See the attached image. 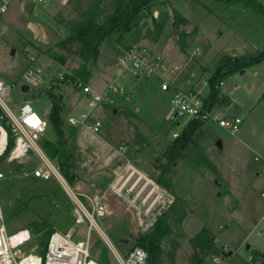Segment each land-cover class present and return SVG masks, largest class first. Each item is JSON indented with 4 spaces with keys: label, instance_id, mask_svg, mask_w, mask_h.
Instances as JSON below:
<instances>
[{
    "label": "rangeland",
    "instance_id": "obj_1",
    "mask_svg": "<svg viewBox=\"0 0 264 264\" xmlns=\"http://www.w3.org/2000/svg\"><path fill=\"white\" fill-rule=\"evenodd\" d=\"M21 2L23 5L14 0L8 11L0 17V77L16 82L29 64V58L39 54L42 60L48 58L52 62L61 54L66 58L64 66L60 65L46 72V79L51 80L57 75V71L71 73L78 65L79 59L62 52L55 44L65 37L68 23L80 19L81 13L90 8L94 0H54L46 6H32L29 0ZM257 2L262 5L263 0ZM163 3V0H158L150 13H142L139 25L141 36L146 35L147 28L152 31V19L161 20L164 17L163 13L169 14L171 6L191 20L187 19L189 25L179 29L185 32L184 36L180 37L176 33L173 23L166 26L169 22L166 20L163 32L156 41L147 38L138 43L147 46L164 62L174 64L169 60L183 53L185 55L182 61L176 64L185 65L199 74L212 69L215 58L220 56L218 52L223 51V54L232 56L243 53L248 47L256 50L264 48V13L240 4L225 6L222 1L216 0H169L171 5ZM153 44L158 52L153 51L151 47ZM183 46L185 49H182ZM170 48L173 54L167 55L170 58L168 60L164 52ZM122 55L121 49L119 54L112 40H105L100 46L97 61L91 66L90 84L92 80L100 79L105 83V87L116 79V84L124 86L125 93L121 95L110 93L114 106L129 108V112L138 110L141 118L126 117L127 114L123 113L126 111L117 109V114H112L110 119V111H102L99 108L92 115L105 123L98 137L87 131L76 132L64 124L67 140L65 151L69 157L68 175L75 178L74 184L88 191L102 190L106 179L113 177L112 168L117 163L113 149L117 150L119 144L124 142L128 146L130 155L137 164L139 163L137 159L144 158L143 152L146 154V162L153 163L156 158L162 160V151L171 140V132L175 128V123L166 120L172 106L171 94L160 90V81L155 76L147 78V82L142 83L131 74L123 72V66L117 65ZM203 74L208 77V73ZM223 81L224 87L221 86L220 93L224 95L226 92L237 105L230 100L227 105L224 102L220 103V107L223 110L227 108L229 113L224 114L237 115L241 119V124L234 136L217 126L206 131L204 129L199 144L211 167L189 162V159H179L172 168L169 176L171 188L167 192L172 194L174 200L181 201L187 210L186 218L174 229L175 235L162 244L167 254L171 250L170 240L178 242L175 264H189V256L192 253L189 239L202 227L218 237L217 248L213 247L204 261L214 256L218 248L225 244V236L230 241V237L227 236L231 229L223 230L227 221L225 216L229 214V208L234 206L233 195L226 194L229 183L232 190L241 198L250 195L258 202L264 200L260 197L261 191H264V181L261 176L256 175L264 169V97H262L264 62ZM54 87L56 88V90L52 88L54 94H58L65 87L63 95L69 100H73L75 95L82 96L81 103L76 102L72 109V115L75 117H79L81 111L90 110L87 106L88 99L74 88L71 79ZM44 90L45 87L30 90L31 92L27 94L16 90L12 102L21 103L27 99L31 101L35 111L49 114L51 109L49 100L43 95L38 96V91ZM201 92L206 95L207 88L203 87ZM225 98L227 96L223 97L224 101ZM182 130L179 128L178 131ZM43 137L44 141H56V135L50 125ZM144 143L146 147H143ZM135 145L141 147L138 154L134 149ZM30 163L20 169L19 178L11 169L0 167L6 175V179L0 180V208L7 233L21 231L20 229L29 227L32 222L45 219L51 221L55 231L64 232L63 230L69 229L70 233L74 234V240L84 239L86 228L73 223L69 215L71 203L57 184L51 180H36L30 176H22L23 171L30 172L35 167L36 161L32 163L30 160ZM139 167L150 176L159 177L147 164L142 163ZM63 200L66 202L63 203ZM81 200L90 208L86 199ZM15 208L18 211L12 215L11 211ZM106 209L108 218L103 222L110 228L109 237L114 243H118L121 238L134 235L136 238L134 231H130L131 227L121 229L125 221L115 220L122 217L121 207L117 203L109 201ZM261 227H264V222L249 233L244 243L226 257L223 264H247L249 251L257 247L256 244L258 247H264V241L260 238ZM27 231L30 233V239L22 245L21 252L38 253L41 235H32L30 228ZM246 245H250L249 250H246ZM90 247V258L96 263L116 264L111 252L95 231L90 232ZM165 262L169 263L166 257Z\"/></svg>",
    "mask_w": 264,
    "mask_h": 264
},
{
    "label": "built area",
    "instance_id": "obj_2",
    "mask_svg": "<svg viewBox=\"0 0 264 264\" xmlns=\"http://www.w3.org/2000/svg\"><path fill=\"white\" fill-rule=\"evenodd\" d=\"M13 1L0 0V17L8 11ZM53 1L29 0L32 6H46ZM122 54L118 63V66H123L122 70L139 78L155 76L160 81V90L171 94L172 122L186 125L190 122L210 123L231 135L238 132L241 124L239 117L220 112L216 105L206 108L208 94L203 95L201 90L205 87L208 91L209 87L208 77L203 73L197 74L193 69L188 70L185 65L164 62L149 48L139 44L132 45L128 51L122 50ZM41 58L40 54L29 58V64L17 83L0 77V167L5 166L12 171L14 165H24L34 158L35 167L30 172L23 171L22 176L56 181L74 205L73 223L84 226L86 235L84 239L74 240V234L70 232H53L47 241L44 255L25 254L20 248L30 239L29 231L24 230L26 235L12 242V237L20 231L7 233L0 208V264H98L90 258L91 231H95L107 246L116 264H147L148 254L136 244L137 240L139 236L149 233L169 210L174 201L173 196L157 182V178L151 177L137 165L125 144L118 148L122 160L115 167L111 181L101 194H86L66 180L59 166L50 159L41 145L49 126L48 114L35 111L31 101L27 99L21 103L12 102L16 90L23 94L43 87L48 90L71 79L72 74L67 71H57V75L51 80L46 79V72L60 65L50 64L47 58ZM71 84L88 99L87 106L90 110L81 112L79 117H69L68 123L98 134L102 123L90 118L91 110L98 104H112L110 93L124 94V86L112 83L107 86L105 93H98L80 79L71 80ZM178 136V132L172 133L174 140ZM134 149L137 150L136 147ZM20 172L21 170L13 173L19 178ZM3 179H6V175L0 169V180ZM261 196L264 198V193ZM81 198L86 199L90 208L83 204ZM109 201L121 207L122 217L115 218L125 221L121 229L131 227L130 231H134L136 238L135 235L121 238L118 243L110 239L109 230L102 224L108 218L106 205ZM228 253L230 248L224 244L214 256L202 264H223ZM246 261L248 264H264V253L260 256L249 255Z\"/></svg>",
    "mask_w": 264,
    "mask_h": 264
},
{
    "label": "trees",
    "instance_id": "obj_3",
    "mask_svg": "<svg viewBox=\"0 0 264 264\" xmlns=\"http://www.w3.org/2000/svg\"><path fill=\"white\" fill-rule=\"evenodd\" d=\"M158 0H94V4L81 13V18L70 21L66 35L55 44V47L62 52L73 55L79 59L78 65L71 71V80L80 79L87 83L90 78L91 66L97 61L100 54L101 44L112 40L123 51H128L132 45L138 44L142 39L151 38L156 41L162 34L165 22L171 18L174 29L178 35L184 36L185 32L180 31L181 27L189 25V21L172 6L169 7V14L163 13L161 20L152 19L153 30L147 28L145 36H141L140 23L142 13H150L152 6ZM222 1L225 6L240 4L251 8L256 12L264 13V6L257 0H216ZM167 4L168 0H163ZM102 4V5H101ZM166 5V6H167ZM185 49V46L182 47ZM55 62L64 65L66 58L64 54L55 57ZM264 62V48L260 51H252L240 56H229L221 53L214 60L212 69H207L209 96L206 100V108H211L214 102H218L219 84L226 78L247 68ZM43 93V94H42ZM43 95L51 103L48 115L52 131L56 135V141H43L42 146L52 160H55L61 173L67 180L72 181L68 175L69 157L65 151L67 142L63 132V119L61 97L53 93L52 88L38 91V96ZM264 97V93L262 95ZM226 103H229L225 99ZM203 132L200 124L190 122L182 130L178 138L164 150L162 154L163 168L157 178V182L167 191L170 190L169 176L172 168L179 159H189L195 164L202 163L211 167V163L203 155L199 139ZM11 145V143H10ZM191 158V159H190ZM21 166H13L12 171L16 172ZM20 208V207H19ZM17 208L11 211L14 215ZM187 216L185 205L175 199L169 210L159 219L155 227L147 234L139 236L137 245L143 248L147 254V264H175V250L178 242L170 240L171 250L166 254L162 244L165 240L175 235L174 229L179 227ZM30 232L41 235V244L38 254L44 255L47 241L54 232L48 220L41 219L30 223ZM215 242L214 235L205 227H202L193 237L189 239L192 253L189 256V264H202L204 258L213 250Z\"/></svg>",
    "mask_w": 264,
    "mask_h": 264
},
{
    "label": "crops",
    "instance_id": "obj_4",
    "mask_svg": "<svg viewBox=\"0 0 264 264\" xmlns=\"http://www.w3.org/2000/svg\"><path fill=\"white\" fill-rule=\"evenodd\" d=\"M17 1H19V5H23L22 4V2H21V0H16V2ZM168 3H169V0H168ZM263 3H264V0H263ZM262 3V5L264 6V4ZM170 4V3H169ZM171 5V4H170ZM241 7V6H240ZM185 17V16H184ZM186 18V17H185ZM186 19H188V18H186ZM169 22H167L166 23V26L168 25V23H171V25H172V20L169 18V19H167ZM188 20H190V19H188ZM191 21V20H190ZM113 43V42H112ZM115 44V43H114ZM140 45H142V44H140ZM143 46V45H142ZM115 47L117 48V50L119 51V54H120V49L121 48H119L116 44H115ZM144 47H147V46H145L144 45ZM152 48H153V51H157L158 52V50L155 48L156 46L153 44L152 46H151ZM148 48V47H147ZM121 51H122V49H121ZM164 51V50H163ZM252 51H260V50H256L255 48H251V47H248L243 53H241V54H233L232 56H236V55H243V54H246V53H250V52H252ZM179 52V51H178ZM184 52V51H183ZM223 52V51H222ZM222 52H218L219 54H221ZM181 53V52H180ZM179 53V54H180ZM225 53V52H224ZM173 54V51H171V48L170 49H167L165 52H164V55H165V57H166V59H170V58H168V56L167 55H172ZM185 55V54H184ZM184 55H183V53H181L180 55H177L176 56V58L175 59H170L169 61H171V62H173L174 64H176V63H180L181 61H182V58L184 57ZM229 56H231V54L229 55ZM47 60L48 61H50V64L51 63H55L56 64V62L55 61H51V60H49L48 58H47ZM78 60V59H77ZM117 60H118V58H117ZM78 63H79V60L77 61ZM66 64V62L64 63V65ZM59 65V64H58ZM64 65H61V66H64ZM118 65V64H117ZM26 69V68H25ZM24 69V70H25ZM188 70H190L189 68H187ZM123 72H127V73H129L128 71H126V70H122ZM24 72V71H23ZM122 72V73H123ZM204 72V71H203ZM202 72V73H203ZM129 74H131V73H129ZM132 75V74H131ZM117 76H118V74H117ZM133 77H135V79H137V80H139V81H141L142 83H146L147 82V79H145V78H139L137 75H132ZM20 77H21V75H20ZM90 77H91V69H90ZM3 78V77H2ZM106 78V77H105ZM4 79V78H3ZM4 80H6V79H4ZM20 80V79H19ZM19 80H17L16 81V83L17 82H19ZM6 81H8V80H6ZM93 82H92V84H90V78H89V80H88V85L92 88V89H94L96 92H98V93H105L106 92V89H107V86L109 85H106L105 87H104V82H102V80H100V79H97V80H92ZM10 82V81H9ZM14 82V81H13ZM117 81H116V79L115 80H113L110 84H112V83H116ZM222 84L220 85L219 84V103L218 102H214L213 103V105H216L217 106V108L219 109V111L220 112H222V113H229L228 112V110H227V108H225L224 110L223 109H221V107H220V103H222V102H224L226 105L227 104H229L230 102V100L232 101V103H234L235 105H237L229 96H228V94L226 93H224V95L223 94H221L220 93V89H221V86L222 85H224V81H222L221 82ZM121 85V84H120ZM103 87H104V89H103ZM222 87H224V86H222ZM53 89H55L56 90V88L54 87ZM66 89H65V87L64 88H62V90H60V92H58V94L57 95H59L60 97H61V107H62V112H61V114H62V119H63V127H62V129H63V132H64V130H65V126H64V124L66 125V126H68L69 128H71V129H75L76 130V132H77V130H80V131H87L89 134H91V135H95V136H97L98 137V134H92V133H90L86 128H84V127H79V126H71L69 123H68V118L69 117H75L74 115H72V113H73V107L76 105V102L78 103V104H80L81 103V99H83L82 98V96H80V95H75L76 97H74V99L73 100H69V99H67V98H64V91H65ZM169 93V92H168ZM264 93V92H263ZM207 94H208V96H209V93H208V91H207ZM121 95V94H120ZM225 96H227V98L229 99L228 100V102L229 103H226L224 100H223V97H225ZM85 97V96H84ZM111 97V99H112V101H113V96H110ZM227 98H225V99H227ZM262 98V97H261ZM85 99H87L86 97H85ZM83 103V102H82ZM50 105H51V103H50ZM114 106V104L112 103V104H98L93 110H91V112H90V118L91 119H93V120H99L101 123H102V127H101V129L103 128L104 129V125H105V123H104V121H101L100 119H97L95 116L93 117L92 115H93V113L95 112V110H99V108L100 109H102V111H106V110H108V111H110V119L112 118V114H117V109H123L124 111H126V112H123V113H126L127 114V116L126 117H130V118H138L139 119V117H140V115L138 114V110H136V111H133V112H129L128 111V109L129 108H124V107H116V106H114L113 108L111 107V106ZM126 109V110H125ZM50 112V111H49ZM81 112H85V111H81ZM80 112V113H81ZM113 112V113H112ZM122 113V114H123ZM49 115V114H48ZM123 116H125V115H123ZM232 116H235V117H238L237 115H232ZM78 117V116H77ZM76 118V117H75ZM141 118V117H140ZM49 119V118H48ZM110 119H109V121H110ZM167 121H169V122H172L171 121V111H170V113H169V115H168V117H167V119H166ZM174 123V122H173ZM177 123H180V122H176L175 123V128H174V130L171 132V140H169V143L166 145V147L163 149V151H162V154H163V152H164V150L173 142V137H172V133L173 132H177L178 130H179V128H181V129H184L187 125L186 124H180V126L177 128L176 127V125H177ZM200 124V123H199ZM49 125H50V123H49ZM51 126V125H50ZM215 126L216 125H214V124H210V123H201L200 124V127H201V130H202V132H203V134H204V129H205V131L207 130V129H210V128H215ZM101 129H100V131L99 132H101ZM239 131V130H238ZM178 133H179V135H180V133L181 132H179L178 131ZM64 136H65V132H64ZM100 136V135H99ZM203 136V135H202ZM234 136V135H233ZM43 141H44V137L42 138V141H41V145H42V143H43ZM48 141V140H47ZM122 144H124V142H122L121 144H119L117 147L119 148ZM146 147V144L144 143L143 144V147ZM43 147V146H42ZM134 147H136L137 148V151H136V154H138V152L139 151H141V147L139 146V145H135ZM118 148H117V150H116V148H114L113 149V155H114V158H116L117 159V163H116V165L112 168V172L114 171V169H115V167L120 163V161L122 160V158L120 157V155H119V153H118ZM44 149V148H43ZM45 150V149H44ZM46 152V151H45ZM47 153V152H46ZM143 154L145 155L144 156V158L143 159H137V161H139V165H141L142 163H145V164H147V166H149L153 171H155L156 173H157V175H159L160 174V172H161V170H162V168H163V164H164V162L162 161V160H160V159H158V158H156L155 160H153V163H147L146 162V154H145V152H143ZM161 154V155H162ZM48 155V154H47ZM140 155V154H139ZM49 156V155H48ZM161 158H162V156H161ZM51 159V158H50ZM30 160H32V163H34V158H31ZM54 162H56L55 160H53ZM27 164H31L30 162L29 163H25L24 165H27ZM56 164L58 165V163L56 162ZM137 164V165H138ZM24 165H19V166H21L20 167V169L22 170L23 168H24ZM138 165V166H139ZM14 166H16V165H14ZM18 166V165H17ZM59 166V165H58ZM176 166V165H175ZM174 166V167H175ZM173 167V168H174ZM20 169L18 170V172L20 171ZM149 175V174H148ZM256 175H259V177L261 176V178H262V180L264 181V169H261V173L260 172H258ZM71 178H72V181H69V180H67V178H66V180L72 185V186H78L80 189H81V191L82 192H84V193H86V194H89V195H96V194H101L104 190H105V188L108 186V184H109V182L111 181V179H112V177L109 179H106V184L104 185V188H101L102 190H99V189H96L95 191H97V192H95V191H88V190H86V189H84L82 186L80 187L79 185H76V184H74V177H72V176H70ZM152 177V176H151ZM153 178H156V177H153ZM261 180V181H262ZM51 181H54V180H51ZM56 184H57V186L60 188V186L58 185V183L56 182V181H54ZM228 191H226V194H228V195H233V203H234V206H232V207H230L229 208V214L228 215H226L225 216V220L227 219V221H226V223H225V225H224V227H223V230H230V232H229V234H228V236L227 237H230V241H229V239H226V236H225V244L226 245H228L229 247H230V253H228V255H227V257L228 256H230L231 254H232V252L233 251H236L238 248H239V246H241V244H243L244 243V241L246 240V237L249 235V233L250 232H252L255 228H257L258 226H259V224H261V222H264V200L263 201H260V202H258L256 199H254V198H251L250 197V195H245V197H243V198H241L238 194H236L235 193V191H233L232 190V187H231V185H230V183L228 184ZM231 187V188H230ZM60 190L63 192V190L60 188ZM84 190V191H83ZM91 192H94V193H91ZM262 193H264V191H261V193H260V197H262L261 196V194ZM63 194H64V192H63ZM170 194V193H169ZM65 195V194H64ZM171 196H172V194H170ZM236 196V197H235ZM65 197H66V199L68 200V201H70V210H69V215L71 216V218H72V210H73V207H74V205H73V203H72V201L65 195ZM263 198V197H262ZM231 201V202H232ZM66 202V200H63V203H65ZM40 218H42V217H40ZM44 218V217H43ZM52 220V219H51ZM50 223H51V221H50ZM102 224H104V222H102ZM105 225V224H104ZM103 225V226H104ZM52 227V226H51ZM107 230H109L110 228H108V226H104ZM53 228V227H52ZM246 228H248V229H246ZM27 229H29V227H27V228H23V229H20V230H27ZM219 229H221L220 228V226H219ZM53 230H54V228H53ZM64 232H70L69 231V229H66V230H63ZM17 232V231H16ZM54 232H59V231H55L54 230ZM211 232V231H210ZM213 235H214V237H215V242H214V247H216L217 248V240H218V237H217V235L216 234H214L213 232H211ZM260 238L264 241V227H261L260 228ZM223 243H221V245H222ZM256 246L257 247H255L254 249H252L251 251H249V253H248V255L247 256H249V255H254V256H260V255H262L263 253H264V247H258V245L256 244ZM249 248H250V245L248 246V245H246V250H249ZM246 263H247V261H246ZM248 264V263H247Z\"/></svg>",
    "mask_w": 264,
    "mask_h": 264
},
{
    "label": "bare ground",
    "instance_id": "obj_5",
    "mask_svg": "<svg viewBox=\"0 0 264 264\" xmlns=\"http://www.w3.org/2000/svg\"><path fill=\"white\" fill-rule=\"evenodd\" d=\"M26 232L24 230H21L19 234L15 235L12 237V242L17 241L18 239H20L21 237L25 236Z\"/></svg>",
    "mask_w": 264,
    "mask_h": 264
},
{
    "label": "water",
    "instance_id": "obj_6",
    "mask_svg": "<svg viewBox=\"0 0 264 264\" xmlns=\"http://www.w3.org/2000/svg\"><path fill=\"white\" fill-rule=\"evenodd\" d=\"M244 71H240V73L242 74ZM180 126V123H177L176 127L178 128Z\"/></svg>",
    "mask_w": 264,
    "mask_h": 264
}]
</instances>
